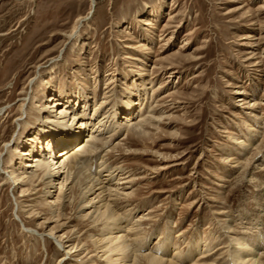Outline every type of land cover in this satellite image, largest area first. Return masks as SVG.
Masks as SVG:
<instances>
[{"label": "rangeland", "instance_id": "374dc122", "mask_svg": "<svg viewBox=\"0 0 264 264\" xmlns=\"http://www.w3.org/2000/svg\"><path fill=\"white\" fill-rule=\"evenodd\" d=\"M109 90L107 105L116 111L131 97L132 110L118 109L105 137L118 130L113 145L128 139L88 173L99 176L104 161L133 179L125 184L134 192L130 218L150 212L141 252L162 256L169 243L166 262L227 264L233 237H242L255 257L264 253V0H0V264H108L93 241L102 227L84 216L78 188L52 206L42 184L3 185L2 173L24 165L19 151L42 154L34 142L49 121L38 104L61 93L75 106L61 117L65 104L51 108L58 125L83 129L69 151L102 108L85 121L73 115L85 104L93 115ZM142 110L161 117L149 136L119 128ZM50 229L73 236L81 253L64 258L63 247L39 236ZM197 241L211 245L209 256L190 260Z\"/></svg>", "mask_w": 264, "mask_h": 264}, {"label": "bare ground", "instance_id": "6f19581e", "mask_svg": "<svg viewBox=\"0 0 264 264\" xmlns=\"http://www.w3.org/2000/svg\"><path fill=\"white\" fill-rule=\"evenodd\" d=\"M82 19L83 18L77 20L72 31L67 35L69 39L77 38L78 26ZM146 24L151 23L148 22ZM110 92L111 90L105 92L102 102L97 104L93 115L89 116L85 100L83 101L85 105L81 106L79 112L73 115L72 120L85 121L92 117H98L97 114L99 112L96 113V111L102 108V112H100L101 117L97 119L96 125L92 127L90 134L74 149H70L69 151L66 149L77 142V139L82 137L81 132H83V129H77L75 124L72 126L58 125L56 116L53 115V110H51V108L55 109L65 104L67 108L60 109L59 112L61 117L65 114L69 115L66 112H72L75 106L73 107V104L67 101L66 96L63 97L61 93L58 94L61 96L60 99L51 96V98L46 101V104H38L39 114L44 115V119L49 121V125L43 124L42 126L41 132L45 134V137H42L41 134V137L37 138L36 142H34V145L38 144V148L42 150V154L34 156L32 150L19 151L21 162L24 165L20 169L16 167L10 171H3V185L12 182L16 187L22 188L29 183L32 185L35 182H37V184H42L44 186L46 199H50L49 203L52 206L65 205V203L69 201L71 193L78 188L83 197V208L85 210L89 209L84 216H88L92 220L94 226L102 227V237L94 238L93 241L98 245V251L102 252L100 256H105L108 264H177V261L174 259L167 262L166 259H164V255H166L168 252L167 249H169L170 246L169 243L159 248L162 256H158V254L154 253L141 252V249L147 243L145 238L146 230L142 226L145 224V220L148 219L146 216L150 215V212L143 214V216H140V218L135 221H132L133 219L130 218L133 211L129 209V200L133 197L134 192L128 191L129 187L125 186L127 183H132L133 180L127 175L128 172H125L124 174L126 176L122 177L121 174H123V172L117 174L116 170L112 171L107 169L108 167L105 166L106 163L100 161V169L104 167L105 170L101 169L100 172H97L99 173L97 177H93V175L88 173V167L91 165L92 161L96 162L99 159L104 160V158L112 151H115L119 145H122L121 141L128 139V137H125L116 145H113V139L118 133V130L115 131V133H111L108 137H105V131L110 129L114 121L116 122L114 119L120 118V116H117V110H132L129 109L131 97H126V101L122 103V106L119 104V108L116 111L114 106L111 107L107 105L110 101V95H107V93ZM154 93L155 90H153V95ZM62 98L66 103H63V100H61ZM68 99L71 98L69 97ZM20 100H23L20 105L21 109L27 113L25 108L26 98ZM52 101H54V104ZM2 114L0 110V116ZM83 117L86 119L81 120ZM122 118L127 120L126 122L120 121L119 128L122 131L125 130L127 134H132L136 138L149 136V129L158 128L156 123L161 120V117H156L151 114L145 115L144 111L140 116L134 117L137 120H131L132 117L128 115ZM86 124V122H83L80 126H86ZM51 134L54 135L53 139H50ZM47 138H49L50 141L47 144H43L48 141L46 140ZM5 146H7V144H5ZM59 149L60 151L66 150L63 152L65 154H58L56 151H59ZM46 154L49 157H46ZM103 173H106L104 175L106 177L104 178L101 176ZM22 192L24 194L20 196H27L30 194L28 190H22ZM123 208L126 210L123 211ZM54 221L52 219V221H48L47 223L49 224ZM230 225L231 224L228 225V229L234 232ZM26 229L28 232L36 233L31 228ZM57 234L58 231L50 229L48 233L39 234V236L44 240L45 236L55 240L59 247H63L65 253L64 258L66 259L77 255V253H81L83 249L79 248V245L74 243L75 238L73 236ZM131 235L136 236L138 240L141 239L144 242L140 244H138L139 242L136 243L137 239H132ZM232 241L235 245L232 250H230V259L226 261L227 264H264V253L260 252L259 256L255 257L254 255L256 254L253 252L254 247L250 246L245 239L242 237H233ZM210 247L211 245L206 244L205 250H202L200 242L197 241L192 245L188 254L185 256L191 260L193 255L198 253V260H202L209 256L207 253L210 251ZM179 253L181 252L175 249L174 254L178 255ZM114 256H119L120 258H114ZM63 260L64 259H61L60 262ZM189 264H201V262L193 261Z\"/></svg>", "mask_w": 264, "mask_h": 264}]
</instances>
